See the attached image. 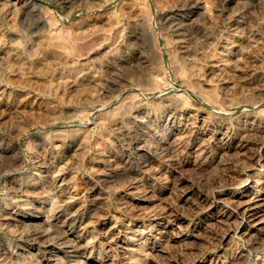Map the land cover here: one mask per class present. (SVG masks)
Here are the masks:
<instances>
[{
	"label": "rangeland",
	"instance_id": "obj_1",
	"mask_svg": "<svg viewBox=\"0 0 264 264\" xmlns=\"http://www.w3.org/2000/svg\"><path fill=\"white\" fill-rule=\"evenodd\" d=\"M235 1L0 0V264H264V0Z\"/></svg>",
	"mask_w": 264,
	"mask_h": 264
},
{
	"label": "bare ground",
	"instance_id": "obj_2",
	"mask_svg": "<svg viewBox=\"0 0 264 264\" xmlns=\"http://www.w3.org/2000/svg\"><path fill=\"white\" fill-rule=\"evenodd\" d=\"M32 1H33V4H34V0H32ZM250 1H251V0H250ZM30 2H31V1H30ZM63 2H64V1H63ZM234 2H236V1L234 0ZM35 3H36V2H35ZM61 3H62V2H61ZM65 3H66V2H65ZM31 4H32V3H31ZM36 4H39V3L37 2ZM235 4H236V3H235ZM29 5H30V4H29ZM248 5H249V4H247V6H248ZM195 6H196V5H195ZM35 7H36V6H35ZM35 7H33V8H35ZM29 8L31 9L32 7L29 6ZM37 8H38V7H37ZM37 8H35V9L38 11ZM40 8H41V7H40ZM186 8H187V7H186ZM184 9H185V8H184ZM187 9H188V8H187ZM189 9H190V7H189ZM191 9H192V8H191ZM198 9H199V8H198ZM198 9H197V10H198ZM242 9H243V8H242ZM246 9H247V8H246ZM31 10H32V9H31ZM39 10H40V9H39ZM175 10L177 11V9H175ZM197 10H196V11H197ZM29 11H30V10H29ZM171 11H172V9H171ZM190 11H191V10H190ZM193 11H194V10H193ZM234 11H235V10H234ZM240 11H242V10H240ZM179 12H181V11H179ZM183 12H184V11H183ZM197 12H198V11H197ZM197 12H196V13H197ZM237 12H239V11H237ZM237 12H233V13H237ZM29 13H30V12H29ZM34 13H36V11H34ZM174 13H175V12H174ZM181 13H182V12H181ZM242 13H243V12H241L240 14H242ZM247 13H248V12H247ZM44 14H45V13H44ZM243 14H244V13H243ZM41 15H43V12L41 13ZM45 15H46V14H45ZM169 15H170V14H169ZM171 15H172V14H171ZM171 15H170V16H171ZM181 15H182V14H181ZM181 15H180V16H181ZM183 15H184V13H183ZM183 15H182V16H183ZM185 15H186V12H185ZM185 15H184V16H185ZM244 15H245V14H244ZM35 16H36V15H35ZM170 16H169V18H170ZM174 16H175V15H174ZM246 16H247V15H246ZM38 17H39V16H38ZM177 17H178V16H177ZM186 17L189 18L188 16H186ZM241 17H243V16H241ZM241 17H239V18H241ZM187 18L184 17V20L187 19ZM195 18H197V16H196ZM246 18H247V17H246ZM246 18H245V19H246ZM41 19H42V18H41ZM44 19H45V18H44ZM165 19H166V17H165ZM176 19H177V18H176ZM176 19H175V20H176ZM180 19H181V18H180ZM190 19H191V18H190ZM193 19H194V18H193ZM242 19H243V18H242ZM242 19H241V20H242ZM46 20H48V18H46ZM197 20H198V19H197ZM197 20H196V24H197V22L200 21V20H199V21H197ZM235 20H237V17H236ZM235 20H234V21H235ZM243 20H244V19H243ZM243 20H242V21H243ZM43 21H45V20H43ZM173 21H174V20H173ZM177 21H178V20H177ZM190 21H191V20H190ZM234 21H233V22H234ZM39 22H40V21H39ZM168 22H169V20H168ZM170 22H171V20H170ZM182 22H183V21H182ZM188 22H189V21H188ZM192 22H194V21H192ZM236 22H237V21H236ZM186 23H187V22H186ZM237 23H238V22H237ZM240 23H241V22H240ZM242 23H243V22H242ZM244 23H245V22H244ZM45 24H46V21H45V23L42 22L40 26H44L45 28H47L48 26H47V25L45 26ZM48 24H49V23H48ZM50 24H51V22H50ZM168 24H170V23H168ZM168 24H167V25H168ZM171 24H172V23H171ZM178 24H182V23H177V22L175 23V25H178ZM190 24H191V22H190ZM184 25H185V24H184ZM186 25H188V23H187ZM198 25H199V24H198ZM234 25H235V23H234ZM40 26H39V28H40ZM170 26H172V25H170ZM183 27H184V26H183ZM186 27H187V26H186ZM49 28H50V27H49ZM175 28H177V27H175ZM175 28H174V29H175ZM188 28H189V27H188ZM44 30H45V29H44ZM170 30H171V28H170ZM183 30H184V29H183ZM192 30H193V29H192ZM174 31H175V30H174ZM174 31L172 30V32H174ZM193 31H194V30H193ZM179 32H180V31H179ZM176 35H177V33H176ZM178 37H180V36L178 35ZM185 39H186V37H185ZM179 40H180V39H179ZM181 40H182V39H181ZM183 40H184V39H183ZM186 40H187V39H186ZM179 42H180V41H179ZM180 43H181V42H180ZM184 43H185V42H184ZM183 45H184V44H183ZM178 47H179V45H178ZM181 48H182V47H181ZM183 48H184V47H183ZM141 59H142V58H141ZM141 61H142V60H141ZM145 61H146V60L144 59L143 62H145ZM250 72H251V70H250ZM253 72H254V71H253ZM251 74H252V73H251ZM255 74H257V73H255ZM258 74H259V73H258ZM247 75H248V74H247ZM247 75H245V76H247ZM252 77H253V76H252ZM252 77H251V78H252ZM251 78H247V79H248V82L245 80L246 78L244 79V81L247 82V83L249 84V82H250L249 79H251ZM254 78H256V77H254ZM257 78H259V77L257 76ZM259 79H260V78H259ZM260 80H261V79H260ZM221 81H222V80H221ZM223 81H224V80H223ZM225 81H226V80H225ZM225 81H224V82H225ZM244 81H243V82H244ZM251 81H252V80H251ZM232 82H233V81H232ZM256 82H257V80H256ZM226 83H227V82H226ZM252 83H253V82H251L250 84H252ZM218 84H221V82H219ZM228 84H229V83H228ZM244 84H245V83H244ZM254 84H255V87H256V83H255V82H254ZM223 85H224V84H223ZM226 85H227V84H226ZM231 85H232V84H231ZM237 85H238V84H237ZM240 85H241V84H240ZM257 85H258V84H257ZM262 85H263V81H262ZM250 86H251V85H250ZM263 86H264V85H263ZM224 87L226 88V86H224ZM224 87H223V88H224ZM227 87H228V86H227ZM236 87H237V86H236ZM238 87H239V86H238ZM255 87H254V88H255ZM221 88H222V87H221ZM225 88H224V89H225ZM229 88H230V87H229ZM229 88H228V89H229ZM231 88H232V87H231ZM224 89H223V90H224ZM237 89H238V88H237ZM258 89H259V87H258ZM235 90H236V89H235ZM226 91H228V90H226ZM231 91H232V89H231ZM170 103H171V102H170ZM163 106H164V105H163ZM164 107H165V106H164ZM141 108H142V107H141ZM146 109H147V108H145V110H146ZM151 112H152V111H151ZM153 112H154V111H153ZM254 113H255V112H254ZM254 115H255V114H254ZM201 116H202V115H201ZM242 116H243V115H242ZM245 116H248V115L246 114ZM245 116H244V117H245ZM170 117H172V116H170ZM203 117H204V116H203ZM258 117H259V116L255 117V119L258 118ZM241 118H242V117H241ZM245 118H246V117H245ZM245 118H244V119H245ZM170 119H171V118H170ZM252 119H253V118H252ZM256 120H257V119H256ZM226 121H227V120H226ZM247 121H248V120H247ZM250 121H251V120H250ZM259 121H260V120H259ZM259 121H258V122H259ZM170 122H171V121H170ZM217 122H218V121H217ZM238 122H239V121H238ZM242 122H243V121H242ZM260 122H261V121H260ZM206 123H207V122H206ZM222 123H223V122H222ZM225 123H226V122H225ZM239 123H240V122H239ZM256 123H257V122H256ZM172 124H173V123H172ZM209 124H210V123H209ZM214 124H215V123H214ZM214 124H212V125H214ZM218 124H219V123H218ZM243 124H244V123H243ZM249 125H250V124H249ZM256 125H257V124H256ZM205 126H206V125H205ZM207 126H208V125H207ZM214 126H215V125H214ZM212 127H213V126H212ZM217 127H218V126H217ZM242 127H243V126H242ZM242 127H241V128H242ZM250 127H251V126H250ZM250 127H249V128H250ZM255 127H256V126H255ZM255 127H253V128H255ZM257 127H258V126H257ZM257 127H256V128H257ZM202 128H204V127H202ZM220 128H221V126H220ZM231 128H232V127H231ZM234 128H235V127H234ZM241 128H240V129H241ZM249 128H248V129H249ZM200 129H201V128H200ZM200 129H199V130H200ZM210 129H211V128H210ZM212 129H213V128H212ZM214 129H215V128H214ZM223 129H224V128H223ZM227 129H228V128H227ZM227 129H226V130H227ZM235 129H236V128H235ZM237 129H238V128H237ZM250 129H251V128H250ZM172 130H173V129H172ZM245 130H246V129H245ZM201 131H202V130H201ZM218 131H219V130H218ZM237 131H238V130H237ZM250 131H251V130H250ZM199 132H200V131H199ZM202 132H203V131H202ZM216 132H217V131H216ZM219 132H220V131H219ZM242 132H243V131H242ZM242 132H241V133H242ZM254 132H256V129H255ZM175 133H176V132H175ZM200 133H201V132H200ZM222 133H224V132H222ZM225 133H226V132H225ZM233 133H234V132H233ZM246 133H247V131H246ZM216 134H217V133H216ZM229 134H231V133H229ZM179 135H180V134H179ZM221 135H222V134H221ZM221 135H220V136H221ZM224 135H225V134H224ZM231 135H232V134H231ZM138 136H139V135H138ZM206 136H207V134H206ZM229 136H230V135H229ZM229 136H228V137H229ZM239 136H240V135H239ZM242 136H243V135H242ZM210 137H211V135H210ZM228 137H227V138H228ZM143 138H144V137H143ZM200 138H201V137H200ZM202 138H203L202 140H205L203 136H202ZM222 138H223V137H221V140H220V141H222ZM230 138H231V137H230ZM230 138H229V139H230ZM239 138H240V137H239ZM239 138H238V139H239ZM241 138H242V137H241ZM241 138H240V139H241ZM210 139H211V138H210ZM215 139H216V137H215ZM215 139H214V140H215ZM217 139H218V138H217ZM219 139H220V138H219ZM223 139H224V138H223ZM236 139H237V138H236ZM238 139H237V141H239ZM142 140H143V139H142ZM174 140H175V139H174ZM198 140H199V139H198ZM212 140H213V139H212ZM196 141H197V140H196ZM205 141H206V140H205ZM205 141H204V142H205ZM220 141H219V142H220ZM237 141H236V142H237ZM200 142H201V141H200ZM202 142H203V141H202ZM208 142H209V141H208ZM226 142H227V141H226ZM198 143H199V141H198ZM209 143H210V142H209ZM211 143H212V142H211ZM215 143H216V142H215ZM240 143H241V142H240ZM167 144H168V143H167ZM201 144H202V143H201ZM201 144H200V145H201ZM225 144H226V143H225ZM225 144H224V145H225ZM227 144H228V143H227ZM227 144H226V145H227ZM241 144H242V143H241ZM243 144H244V143H243ZM196 145H198V144H196ZM203 145H204V143H203ZM217 145H218V144H217ZM221 145H222V144H221ZM237 145H238V144H237ZM144 146H145V145H144ZM171 146H172V145H171ZM213 146H214V145H213ZM8 147H9V146H8ZM147 147H148V146H147ZM196 147H197V146H196ZM196 147H195V148H196ZM199 147H200V146H199ZM222 147H223V146H222ZM234 147H235V146H234ZM0 148H1V147H0ZM5 148L7 149V147H5ZM10 148H12V147H10ZM219 148H220V147H219ZM2 149H3V148H2ZM12 149H13V148H12ZM199 149H200V148H199ZM222 149H223V148H222ZM226 149H227V148H226ZM236 149H237V148H236ZM7 150H8V149H7ZM143 150H144V148H143ZM155 150H156V149H155ZM232 150H233V149H232ZM5 151H6V150H5ZM8 151H9V150H8ZM12 151H13V150H12ZM141 151H142V150H141ZM196 151H197V149H196ZM204 151H205V150H204ZM204 151H202V152H204ZM207 151H208V150H207ZM225 151H226V150H225ZM6 152H7V151H6ZM138 152H139V151H138ZM198 152H199V151H198ZM220 152H221V151H220ZM223 152H224V151H223ZM227 152H228V151H227ZM196 153H197V152H196ZM196 153H195V154H196ZM1 154H2V153H1ZM137 154H139V153H137ZM214 154H215V153H214ZM199 155H200V154H199ZM138 156H139V155H138ZM224 156H225V155H224ZM202 157H203V156H202ZM213 157H214V156H213ZM209 158H210V157H209ZM196 160H198V159H196ZM197 162H198V161H197ZM40 165L42 166V164H40ZM47 165H48V164H47ZM41 166H40V167H41ZM43 166H45V164H44ZM40 167H39V168H40ZM47 167H48V166H47ZM45 169L47 170V168H44V171H45ZM51 169H52V168H51ZM48 171H49V170H48ZM103 172H104V171H103ZM44 173H45V172H44ZM50 173H51V172H50ZM52 173H55V172H52ZM46 174H48V173H46ZM58 174H59V173H58ZM103 174H104V173H103ZM103 174H102V175H103ZM106 174H107V173H106ZM48 175L51 176L50 174H48ZM56 175H57V174H56ZM99 176H100V175H99ZM53 178H55V177H53ZM56 180H57V179H56ZM256 180H257V179H256ZM51 181H52V180H51ZM262 182H263V181H262ZM56 183H57V182H56ZM52 184H53V183H52ZM58 184H59V183H58ZM263 184H264V183H263ZM60 185H61V184H60ZM60 185H56V186H59V187H60ZM248 186H249V185H248ZM243 187H244V186H243ZM259 187H260V186H259ZM190 189H191V188H190ZM262 189L264 190V187H263ZM252 190H253V189H252ZM254 190H255V189H254ZM256 191H257V190H256ZM248 192H249V191H248ZM258 192H259V191H258ZM242 193H244V192H242ZM235 194H236V193H235ZM256 194H257V193H255L254 195H256ZM258 194H259V193H258ZM258 194H257V195H258ZM192 195H193V194H192ZM240 195H241V194H240ZM252 195H253V194H252ZM185 196H186V195H185ZM189 196H190V194H189ZM229 196H230V195H229ZM250 196H251V195H250ZM258 196H259V195H258ZM225 197H226V196H225ZM227 197H228V196H227ZM246 197H247V196H246ZM256 197H257V196H256ZM256 197H255V198H256ZM259 197H260V196H259ZM228 198H229V197H228ZM228 198H227V200H228ZM237 198H238V197H237ZM242 198H243V197H242ZM242 198H241V199H242ZM247 198H248V197H247ZM251 198H253V197H251ZM257 198H258V197H257ZM222 199H223V198H222ZM231 199H232V197H231ZM231 199H230V200H231ZM198 200H199V199H198ZM230 200H229V201H230ZM232 200H233V199H232ZM243 200H244V199H243ZM245 200H246V198H245ZM249 200H250V199H249ZM219 201H220V200H219ZM222 201H224V200H222ZM253 201H254V200H253ZM260 201H261V199H260ZM195 202H196V201H195ZM197 202H198V201H197ZM233 202H234V200H233ZM233 202H232V203H233ZM239 202H240V201H239ZM261 202H262V201H261ZM230 203H231V202H230ZM245 203L247 204V203H249V202L246 201V202H244V204H245ZM197 204H198V203H197ZM227 204H228V202H227ZM236 204H237V202H236ZM250 204H251V203H250ZM256 204H259V200H258L257 202L252 203V205H254V206H255ZM260 204H261V203H260ZM263 204H264V203H263ZM229 205H230V204H229ZM231 205H232V204H231ZM233 205L235 206V203H234ZM204 206H205V205H204ZM223 206H224V205H223ZM238 206H239V205H238ZM254 206H253V207H254ZM259 206H261V205H259ZM217 207H218V206H217ZM228 207H230V206H228ZM246 207H247V206H246ZM234 208H235V207H234ZM234 208H233V209H234ZM242 208H243V207H242ZM251 208H252V207H251ZM217 209H218V208H217ZM219 209H220V208H219ZM219 209H218V210H219ZM223 209H224V208H223ZM223 209H222V210H223ZM236 209H237V208H236ZM261 209H262V208H261ZM239 210H240V209H238V211H239ZM251 210H252V209H251ZM262 210H263V209H262ZM2 211H3V210H2ZM57 211H58V210H57ZM230 211H231V210H230ZM235 211H236V210H235ZM253 211H254V210H253ZM217 212H220V211H217ZM233 212H234V211H233ZM239 212H242V211L240 210ZM254 212H255V211H254ZM256 212H257V211H256ZM261 212H262V211H261ZM1 213H2V212H1ZM56 213H57V212H56ZM66 213H67V212H66ZM228 213H229V212H228ZM236 213H238V212H236ZM262 213H263V212H262ZM2 214H3V213H2ZM12 214H13V213H12ZM61 214H62V213H61ZM217 214H218V213H217ZM217 214H216V215H217ZM222 214H223V212H222ZM231 214H232V213H231ZM238 214H239V213H238ZM241 214H242V213H241ZM258 214H259V213H258ZM54 215H55V214H54ZM211 215H212V214H211ZM226 215H228V214H226ZM229 215H230V214H229ZM234 216H235V215H234ZM242 216H243V214H242ZM56 217H57V216H56ZM224 217H225V216H224ZM255 217H256V216H255ZM0 218H1V217H0ZM19 218H20V217H19ZM195 218H196V217H195ZM205 218H206V217H205ZM221 218H222V217H221ZM227 218H228V217H227ZM253 218H254V217H253ZM257 218L259 219V215H258ZM260 218H262V217H260ZM7 219H8V218H7ZM11 219H13V218L11 217ZM54 219H55V218H54ZM214 219H215V217H214ZM224 219H225V218H224ZM229 219H230V218H229ZM241 219H242V218H241ZM243 219H244V218H243ZM15 220H16V219H15ZM220 220H222V219H220ZM247 220H248V219H247ZM247 220H246V221H247ZM0 221H1V220H0ZM12 221H13V220H12ZM59 221H60V220H59ZM248 221H249V220H248ZM255 221H256V220H255ZM54 222H55V221H54ZM251 222H252V221H251ZM256 223H257V221H256ZM257 224H258V223H257ZM257 224H256V225H257ZM260 224H261V223H260ZM252 225H253V224H252ZM258 226H259V225H258ZM253 227H254V226H253ZM263 227H264V226H263ZM251 228H252V227H251ZM256 229H257V228H256ZM249 230H250V229H249ZM65 231H66V230H65ZM259 231H260V230H259ZM259 231H257V233H258ZM254 232H255V231H254ZM69 233H70V232H69ZM263 234H264V233H263ZM263 234H262V235H263ZM31 235H33V234H31ZM252 235H253V234H252ZM259 236H260V235H259ZM259 238H260V237H259ZM72 239H73V238H72ZM69 242H70V241H69ZM59 243H60V242H59ZM69 244H70V243H69ZM75 247H76V245H75ZM57 249H58V248H57ZM64 250H65V249H64ZM90 262H91V261H90ZM93 264H94V263H93Z\"/></svg>",
	"mask_w": 264,
	"mask_h": 264
}]
</instances>
